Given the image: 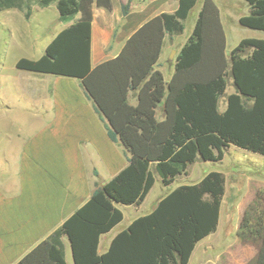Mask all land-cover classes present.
<instances>
[{
  "label": "trees",
  "instance_id": "1",
  "mask_svg": "<svg viewBox=\"0 0 264 264\" xmlns=\"http://www.w3.org/2000/svg\"><path fill=\"white\" fill-rule=\"evenodd\" d=\"M243 1L249 13L239 18V25L264 32V0ZM197 2L178 0L174 12L149 19L116 57L92 67L93 7L111 11V0H0V12L21 10L26 19L33 3L55 4L59 21H72L40 57L20 58L15 67L78 80L109 139L129 155L122 170L96 184L88 200L16 264H66L63 237L74 264H188L196 244L217 229L226 178L211 171L197 183L171 190L98 254L100 236L123 220L119 206L140 205L155 175L169 186L198 159L221 162L229 146L264 156V39L244 38L227 53L220 10L214 0H202L169 81L159 69L165 37L184 32ZM127 7L121 6L123 15ZM228 78L234 92L225 96ZM224 96L226 108L220 111ZM236 236L257 247L249 264H264V190H257L246 207Z\"/></svg>",
  "mask_w": 264,
  "mask_h": 264
},
{
  "label": "crops",
  "instance_id": "2",
  "mask_svg": "<svg viewBox=\"0 0 264 264\" xmlns=\"http://www.w3.org/2000/svg\"><path fill=\"white\" fill-rule=\"evenodd\" d=\"M111 3V11L93 7L90 44L92 67L116 57L126 40L149 19L163 12L172 13L178 6V0H111ZM237 3L243 7V3ZM126 4L127 12L123 15L121 6ZM201 4L202 2L199 10ZM233 6L236 7V4ZM248 13L249 7L244 4L243 11L235 15V20L238 21ZM197 14L192 20V30ZM220 15L226 35V51L229 53L234 47L228 46L229 34L223 19L228 20V23L234 19L226 12V17L221 12ZM78 17L79 15L75 19ZM71 23L72 21L65 23L59 31ZM191 33L187 35V39ZM246 38L264 39V34L258 33ZM186 41H178L177 35L165 37L159 59V69L165 81H169L173 75L175 56ZM173 52L175 54L171 57ZM68 86L70 91L73 90V101L64 104L61 99L67 94L65 89ZM50 89L52 91L50 90L46 100L51 99L52 106L51 103L46 105L52 108L55 116L43 130L48 153H44L46 150L41 144L33 140L25 144L28 158H3L6 167L0 179V264H16L86 202L95 191L96 184L102 185L109 181L128 164V153L120 143L109 139L104 122L96 113L92 101L86 97L78 80L75 82L57 79L51 82ZM233 92L234 88L233 91L226 92L225 96ZM225 96L224 106L219 107L220 111L226 108ZM129 102L136 104L135 94L130 93ZM158 119H162V114ZM255 193L234 209V241H238L236 232L239 223ZM144 201L140 205L128 207H141ZM222 204L217 229L196 244L188 264L191 263L197 246L220 230ZM149 212L142 210L123 224L125 215L122 211L123 220L100 236L98 254L105 253L112 239L134 219ZM62 243L66 264H74L68 239L63 237ZM226 264H247V259L239 256Z\"/></svg>",
  "mask_w": 264,
  "mask_h": 264
},
{
  "label": "rangeland",
  "instance_id": "3",
  "mask_svg": "<svg viewBox=\"0 0 264 264\" xmlns=\"http://www.w3.org/2000/svg\"><path fill=\"white\" fill-rule=\"evenodd\" d=\"M169 1V0H168ZM220 12H225L234 20L228 23V46L235 47L240 39L251 37L254 34H264L261 31L251 30L239 25L235 15L243 11V0H214ZM222 1V2H221ZM202 0L192 9L189 19L185 21V30L177 35L178 41L185 42L192 30V20L199 10ZM237 2L243 3V7ZM236 4V7L233 6ZM58 19L55 4L41 7L33 3L31 15L25 18L24 12L17 9L0 12V179L6 167L3 158H28L25 144L37 141L48 153V143L45 145L44 128L55 116L52 100L49 97L51 82L57 79H75L57 77L50 74H38L18 70L15 64L20 58L37 59L44 53L47 44L63 27ZM66 93L61 101L64 104L73 101V90L66 87ZM233 91L231 78H228L226 92ZM47 102V103H46ZM224 98L220 99L219 107L223 108ZM221 110V109H220ZM161 109L157 113L159 118ZM39 135V136H38ZM45 140V141H44ZM211 171L222 172L226 178L225 193L222 204L221 227L217 234L202 241L196 248L193 259L189 264H226L233 262L239 256H245L247 264L251 263L257 254V247L234 241L233 225L234 210L239 203L246 202L257 190H264V156L250 153L246 150L229 146L224 150L221 162H204L197 160L191 164L186 174L175 178L169 186H163L157 175L141 207L122 208L128 222L132 215L145 210L150 211L158 201L174 188L180 185L197 183L205 174ZM228 252V254H227Z\"/></svg>",
  "mask_w": 264,
  "mask_h": 264
},
{
  "label": "water",
  "instance_id": "4",
  "mask_svg": "<svg viewBox=\"0 0 264 264\" xmlns=\"http://www.w3.org/2000/svg\"><path fill=\"white\" fill-rule=\"evenodd\" d=\"M174 54H175V53L173 52L172 55H171V57H173Z\"/></svg>",
  "mask_w": 264,
  "mask_h": 264
}]
</instances>
